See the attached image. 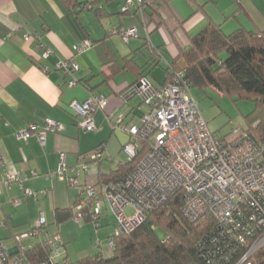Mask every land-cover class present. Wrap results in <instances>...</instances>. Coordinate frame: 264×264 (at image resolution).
<instances>
[{"label": "crops", "instance_id": "0c3cea01", "mask_svg": "<svg viewBox=\"0 0 264 264\" xmlns=\"http://www.w3.org/2000/svg\"><path fill=\"white\" fill-rule=\"evenodd\" d=\"M99 1L100 14L94 9H71L62 0H0V179L5 172L19 173L24 183V187L14 183L0 194V240L11 241L29 231L43 214L49 229L61 232L65 257L73 261L113 254L115 218L105 204L99 230L88 220L79 225L67 219L58 225L56 212L74 211L84 195L67 180L46 175L58 170L61 153L67 154L69 166L89 163V170L78 176L81 184H102L106 182L102 174L127 161L122 147L129 135L115 130L109 117L123 114L124 123L131 126L137 117L141 122L149 109L143 110L139 97L125 100L124 91L139 77L130 68H117L126 59L133 60L146 77L161 85L173 61L189 48L191 37L210 21L227 34L239 28L264 31V0H152L126 13L122 11L125 0ZM123 28H136L138 36L125 41L113 33ZM27 33L34 35L29 41ZM84 40H91L92 47L75 55V47ZM46 48L53 50L49 56ZM73 56L80 69L73 74L78 84L70 86L71 77L57 63ZM158 68L161 79L154 76ZM90 94L108 98L107 106L95 114L97 132L83 130L81 118L70 106ZM48 118L60 121L61 129L49 132L44 145L36 136L18 138L17 133L29 124L42 127ZM102 144L106 158L93 163L88 155ZM118 153L125 158L117 157ZM25 188L46 195L26 196ZM17 198L21 203L15 205ZM81 236L88 240L82 241ZM10 248L14 251L15 246Z\"/></svg>", "mask_w": 264, "mask_h": 264}, {"label": "built area", "instance_id": "2783aa9c", "mask_svg": "<svg viewBox=\"0 0 264 264\" xmlns=\"http://www.w3.org/2000/svg\"><path fill=\"white\" fill-rule=\"evenodd\" d=\"M143 0H125L123 12L133 7L143 8ZM125 41L137 37L136 28L113 30ZM34 37L27 33L25 40ZM93 42L84 40L75 47V55L91 48ZM53 50L46 48L45 55ZM57 67L70 76V86L78 81L73 74L80 69L75 56L60 59ZM184 72H178L168 84H154L148 77L130 85L124 91L125 100L139 97L149 107L141 118V125L124 123V115L110 116L115 130L129 135L122 150L127 160H133L142 148L141 140L149 143V150L136 168L125 178L98 183L81 184L79 175L89 170V163L69 166L67 154L61 153L58 170L46 176H56L78 186L84 197L74 210V219L85 220V208L90 207L89 216L95 228H101L102 212L108 205L115 218L114 236L131 233L155 210L181 191L184 195L182 214L190 221L204 215H212L217 229L199 245L202 255L209 264H255V256L264 251V147L256 144L246 134L234 129L235 138L229 141L219 137L203 117L199 102L194 97L191 85L184 80ZM108 104V98L90 94L84 101L73 100V112L81 119L79 126L88 132L99 131L95 114ZM61 129V122L48 118L42 127L31 123L17 133L18 138L28 140L36 136L44 145L49 132ZM93 163L106 158V146H98L88 155ZM3 154L0 152V164ZM69 172L71 175H67ZM35 174V173H34ZM17 183L24 187L19 173H2L0 194ZM25 195L38 199L46 195L25 188ZM21 203V198L14 204ZM131 208V212L128 211ZM47 218L41 215L29 231L14 235L13 251L0 240V264H26L25 254L35 244L45 241L50 255L42 264H63L65 244L59 229H49ZM152 229L157 230L156 225ZM169 239L165 235L163 241ZM17 253L16 255H13Z\"/></svg>", "mask_w": 264, "mask_h": 264}, {"label": "trees", "instance_id": "16d2710c", "mask_svg": "<svg viewBox=\"0 0 264 264\" xmlns=\"http://www.w3.org/2000/svg\"><path fill=\"white\" fill-rule=\"evenodd\" d=\"M151 1L143 0V3L149 5ZM62 2L71 9H94L98 14L102 11L97 6L99 0H87L83 4L78 0ZM223 52L227 53L225 58L221 57ZM121 68L134 71L139 77L138 81L146 77L133 60L126 59L125 64L117 70ZM178 72H184V80L192 88H211L233 99H254L257 107L248 115L250 126L242 133L264 147V31L239 28L227 34L221 25L210 21L203 30L191 37L189 48L167 69L168 76L164 84L171 82ZM140 143L142 148L135 159L120 163L108 174H102L101 179L109 182L128 176L149 150L147 141L141 140ZM183 204L184 195L179 191L160 207L150 211L139 228L131 233L114 236L113 254L110 257L101 253L74 261L64 257L63 264H209L199 245L201 242L209 243L208 239L217 229V221L212 215L190 221L182 214ZM89 209H84L86 221H91ZM73 218V208L56 212L58 225ZM152 225L162 228L169 239L163 241ZM49 255L50 247L45 241H40L26 252L25 261L28 264H42ZM254 260L255 264H264V251H260ZM226 264H235V261Z\"/></svg>", "mask_w": 264, "mask_h": 264}, {"label": "rangeland", "instance_id": "374dc122", "mask_svg": "<svg viewBox=\"0 0 264 264\" xmlns=\"http://www.w3.org/2000/svg\"><path fill=\"white\" fill-rule=\"evenodd\" d=\"M226 56L227 53L223 52L221 54L222 58H225ZM154 72H155L154 76L157 77L158 79H161L162 69L158 68ZM192 92L194 97L197 99V101L200 104L203 117L210 124V127H213V130L216 132V134L219 137L221 138L226 137L229 141H231L235 138V135L233 133L234 129H238L241 132L242 130L249 128L250 122L248 121V117L257 107L256 105L257 103L254 99L252 98L233 99L229 95H221L220 93H218L217 91L211 88L194 87L192 88ZM134 101L135 103L139 102V100H134ZM142 108L143 110L149 109V107L145 105H142ZM134 123L135 125L138 126L141 125L139 117L135 118ZM117 157L124 159L125 155L123 153H118ZM128 211L131 212L132 211L131 208H128ZM73 220L74 223H77L79 225L85 224L84 221L79 222L76 221L74 218ZM156 234L160 238H164L166 232L162 228H158L156 230ZM81 238L82 241L88 240L87 236H83V237L81 236ZM4 242L9 247L15 246L14 238L11 241L4 240Z\"/></svg>", "mask_w": 264, "mask_h": 264}]
</instances>
